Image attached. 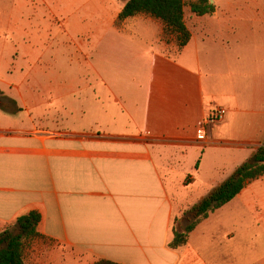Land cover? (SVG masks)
<instances>
[{
	"label": "crops",
	"instance_id": "obj_1",
	"mask_svg": "<svg viewBox=\"0 0 264 264\" xmlns=\"http://www.w3.org/2000/svg\"><path fill=\"white\" fill-rule=\"evenodd\" d=\"M127 1L0 0V42L22 60L52 41L88 68L80 87L31 85V110L57 104L58 122L0 128V233L39 214L24 264H264V176L168 247L173 220L264 142V7H186L190 41L167 54L160 22L116 23ZM216 107L224 119L197 138Z\"/></svg>",
	"mask_w": 264,
	"mask_h": 264
},
{
	"label": "trees",
	"instance_id": "obj_2",
	"mask_svg": "<svg viewBox=\"0 0 264 264\" xmlns=\"http://www.w3.org/2000/svg\"><path fill=\"white\" fill-rule=\"evenodd\" d=\"M188 7L196 16L211 15L215 11L209 0H128L119 13L116 23L139 15L149 17L162 25L160 43H173L175 53L190 41V33L184 21V9ZM264 176V142L254 154L217 187L209 191L198 203L190 206L172 223V239L168 247L177 250L187 245L191 232L216 211L232 201L249 183ZM40 216L36 212L19 217L14 230L0 233V264H24L25 252L30 242L38 237L36 227ZM184 223V225H183ZM93 264H117L99 260Z\"/></svg>",
	"mask_w": 264,
	"mask_h": 264
},
{
	"label": "rangeland",
	"instance_id": "obj_3",
	"mask_svg": "<svg viewBox=\"0 0 264 264\" xmlns=\"http://www.w3.org/2000/svg\"><path fill=\"white\" fill-rule=\"evenodd\" d=\"M257 5L264 7V0H258ZM171 44L173 43H160V48L164 53H175L174 49L169 52ZM14 45L13 41L0 42V128L12 130L32 128V125L38 124L39 118H36L38 114L49 115L54 118V122H58L56 121L59 114L57 104L45 105L37 111L31 110L30 104L27 103L29 95L39 99L41 96L38 91L33 93L30 87L37 82L39 86L53 83L55 89L60 84L66 85L69 82H74L73 85L80 87L81 82L76 80L74 73L81 66L83 70H88L82 60L80 63L77 60L83 58L73 47L44 41L34 46V54L31 57L33 62L29 63L17 55L20 48ZM63 74L65 77L61 78ZM181 216L182 214L179 218Z\"/></svg>",
	"mask_w": 264,
	"mask_h": 264
},
{
	"label": "built area",
	"instance_id": "obj_4",
	"mask_svg": "<svg viewBox=\"0 0 264 264\" xmlns=\"http://www.w3.org/2000/svg\"><path fill=\"white\" fill-rule=\"evenodd\" d=\"M226 110L222 107H216L213 112L206 118L201 129L198 131L197 138L203 139L206 135L208 128L221 122L224 119Z\"/></svg>",
	"mask_w": 264,
	"mask_h": 264
},
{
	"label": "water",
	"instance_id": "obj_5",
	"mask_svg": "<svg viewBox=\"0 0 264 264\" xmlns=\"http://www.w3.org/2000/svg\"><path fill=\"white\" fill-rule=\"evenodd\" d=\"M210 3H212V1H210Z\"/></svg>",
	"mask_w": 264,
	"mask_h": 264
}]
</instances>
